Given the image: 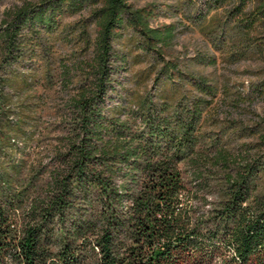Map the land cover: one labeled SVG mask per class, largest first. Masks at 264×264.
<instances>
[{
	"label": "trees",
	"instance_id": "trees-1",
	"mask_svg": "<svg viewBox=\"0 0 264 264\" xmlns=\"http://www.w3.org/2000/svg\"><path fill=\"white\" fill-rule=\"evenodd\" d=\"M96 1L22 7L1 30L4 60L20 61L24 29L54 31L66 13ZM221 1L211 0L210 7ZM257 12L264 18V0ZM96 15L94 78L70 101L63 148L24 178L16 176L20 163L0 172V264H264V188L258 190L264 152L221 149L201 160L203 101L190 105L177 91L109 105L118 32L132 28L141 48L162 56L174 42L175 25H152L153 9L128 0H103ZM165 66L172 78L177 66ZM1 116L0 129L12 131ZM208 160L225 171L214 202L208 200ZM182 163L192 169V186ZM45 170L46 187L35 190Z\"/></svg>",
	"mask_w": 264,
	"mask_h": 264
},
{
	"label": "rangeland",
	"instance_id": "rangeland-1",
	"mask_svg": "<svg viewBox=\"0 0 264 264\" xmlns=\"http://www.w3.org/2000/svg\"><path fill=\"white\" fill-rule=\"evenodd\" d=\"M41 1L0 0V90L4 95L0 104L5 106L0 114L13 125L12 131L0 129V172H13L8 167L20 163L16 176L23 178L35 167L48 165L54 151L64 146L72 118L70 101L83 94L94 78V44L100 28L96 12L103 6V0H98L66 13L54 31L24 29L20 61L4 60L1 30L5 20ZM210 1L128 0L135 8L153 9L152 25L174 24L176 37L161 56L141 48L132 28H122L109 64L116 73L111 93L115 98L108 103L125 104L144 96L156 101L160 89L168 94L177 91V97L186 94L192 99L190 105L203 101L196 146L201 160L212 159L221 149L257 155L264 152L260 143L264 136L260 0H223L216 7H210ZM165 61L177 66L170 73L172 78L167 76ZM209 162L212 188L208 200L214 202L225 171ZM181 167L192 186L191 167L185 163ZM48 180L45 170L35 190L44 189ZM260 181L258 190L264 188V176Z\"/></svg>",
	"mask_w": 264,
	"mask_h": 264
}]
</instances>
